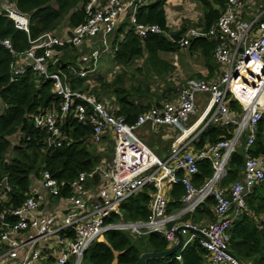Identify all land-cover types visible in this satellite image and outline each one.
Listing matches in <instances>:
<instances>
[{"label":"built area","instance_id":"built-area-1","mask_svg":"<svg viewBox=\"0 0 264 264\" xmlns=\"http://www.w3.org/2000/svg\"><path fill=\"white\" fill-rule=\"evenodd\" d=\"M152 1L83 0L84 22L72 29L45 32L29 39V48L22 52H16L9 39L0 40V46L14 59L9 67L12 81L29 69L37 77L50 80L52 94L61 99L58 110L40 111L32 118L34 127L46 135L43 140L46 149L69 143L61 130L69 113H73L78 123L91 126L87 145L96 146L100 152L104 150L99 147L102 138L107 135L113 139L111 161L101 160L92 172L79 173L68 184L40 170L38 176L30 178L28 198L18 207L7 205L12 187L7 176L0 178V264H84L85 253L110 231L127 233L133 239L160 234L168 243L167 249L176 244L179 232L183 237L181 250L197 241L208 253L207 264H238L228 254V232L245 210L248 193L264 180V152L257 156L248 153L264 118V8L255 11L252 0H227L225 9L208 29H189L177 41L178 48L188 49L191 39L213 42L216 76L174 81L171 99L140 114L132 124L115 117L114 107L109 103L73 90L66 75L49 72L63 56L58 48L69 46L80 50L84 45L90 48L91 38L97 35L111 48L109 36L120 27L125 15L140 39L170 33L158 25L137 21L138 10ZM243 14L250 19L242 20ZM0 16L29 37L30 16L20 12L13 2L0 0ZM99 57L98 51L91 56L82 52L79 69H68L80 79L94 76ZM205 95L208 99L196 116L197 101ZM231 101L238 104L239 111L230 107ZM191 117L196 119L189 122ZM143 127L153 132L161 128L175 131L174 136L169 135L165 160L141 141L138 135ZM209 127L226 130L228 137L197 148L201 135ZM245 132L242 174L223 186L232 155L241 146ZM24 138L17 133L12 144ZM202 160L210 163L212 173L197 187L193 177ZM95 176L98 180L90 186ZM176 184L184 189L180 208L167 213L169 192ZM148 186L155 192L145 221L112 220L113 216L122 217L121 206L126 200ZM208 199L213 202L212 220L199 223L190 218L183 220ZM175 259L181 260L180 256Z\"/></svg>","mask_w":264,"mask_h":264},{"label":"trees","instance_id":"trees-1","mask_svg":"<svg viewBox=\"0 0 264 264\" xmlns=\"http://www.w3.org/2000/svg\"><path fill=\"white\" fill-rule=\"evenodd\" d=\"M16 8L30 16L29 37L16 30L7 18L0 16V40L9 39L16 52L29 48L28 40L38 38L45 32H57L61 29H72L84 22L83 0H10ZM203 11L199 24L184 22L177 32L166 35H149L145 39L137 37L128 24V18L122 19L120 27L109 36V43L114 52V63L118 74L106 82L103 76L96 77L87 87L85 78H77L74 70L79 69L72 52L75 49L66 46L58 48L63 56L56 67L49 68L51 73L66 75L73 90L84 91L94 96L100 102H107L114 107L113 115L123 118L125 123L132 124L137 117L157 105L160 100H170L173 95V82L169 80L174 67L161 58L163 53H175L179 41L189 28L208 29L213 25L225 9L227 0H197ZM166 0H156L142 7L137 12V21L142 24L158 25L167 31L165 6ZM129 26V27H127ZM214 43L204 39H191L189 50L197 51L202 56L209 76L217 70L213 59ZM13 57L0 46V178L7 176L12 187L10 200L7 205L18 207L28 198L29 180L38 176L40 170L48 171L53 178L66 184L74 180L79 173H90L101 160L109 162L112 156V146L109 155L105 150L86 144L92 129L90 125H82L69 113L63 121L61 130L69 138V143L61 148L46 149L43 146L45 133L37 130L32 118L40 111L59 109L61 99L52 94V82L37 77L27 69L25 73L11 80L10 64ZM141 62V65H137ZM132 73V74H131ZM140 76V79H137ZM156 82V84H155ZM159 85L158 88H154ZM163 89H160V88ZM158 94V95H157ZM156 98V102L155 99ZM230 107L240 110L238 104L230 102ZM143 127L141 132L147 131ZM151 131V130H150ZM17 133L25 138L17 144L12 139ZM143 132L141 134H145ZM226 130L209 127L203 132L201 148L205 143H214L220 138H227ZM105 137L102 138V141ZM107 140V138H106ZM264 118L258 124L255 144L248 149L252 156L264 152ZM101 141V142H102ZM147 139L146 143H150ZM245 152V151H244ZM108 160V161H107ZM244 156L234 153L230 169L222 185L226 186L240 176ZM212 173L210 163L202 160L198 163V173L193 177V184L201 186ZM98 180L95 176L92 186ZM155 192L148 186L140 193L130 197L121 206L122 217L113 216V221L125 222L145 221L149 214L148 205L151 195ZM66 193V192H65ZM184 195L182 185H172L169 192L167 213H173L180 208ZM213 202L208 199L205 204L188 218L194 223L202 220H212L211 207ZM229 251L241 264H264V180L254 186L245 199V210L235 219L229 230ZM168 248L165 238L151 233L136 239L121 231H110L103 235L85 253L84 264H139V258L145 253H162ZM176 256L181 260L177 261ZM208 253L197 241L188 244L171 257L148 260L147 264H207Z\"/></svg>","mask_w":264,"mask_h":264},{"label":"crops","instance_id":"crops-1","mask_svg":"<svg viewBox=\"0 0 264 264\" xmlns=\"http://www.w3.org/2000/svg\"><path fill=\"white\" fill-rule=\"evenodd\" d=\"M164 11L166 17V27L170 33L177 32L180 26L183 25L184 22L193 25L199 24L200 20L203 17L202 6L197 0H167L164 6ZM65 29L66 28L63 27V29H61L60 31H63ZM189 29H197V28L190 27ZM186 51L188 53L186 55H183L182 53L176 54L177 52L164 53L161 55L162 59H164L167 63H169L171 66L174 67L173 72L170 74L169 80H171L174 83V81L178 79H182V80L194 79L193 77H197L198 79H209L216 76L217 70H215L213 74L209 76L207 67L199 52L190 51L189 47L188 49H186ZM103 76L105 75L103 74ZM107 76H109V78L111 76L112 78L113 76H115V74L113 75L111 73ZM160 89L163 88L161 87ZM204 100H205V96L200 97L198 99L196 116L200 114L205 104ZM163 101L160 100L159 102H163ZM194 119H196V117ZM150 130L151 129H147V131H143V132H150ZM162 132H163L162 134L163 139L171 140L169 135L174 136L173 132L175 131L172 129L161 128V133ZM144 144L146 145V143ZM89 185L92 186V184Z\"/></svg>","mask_w":264,"mask_h":264},{"label":"rangeland","instance_id":"rangeland-1","mask_svg":"<svg viewBox=\"0 0 264 264\" xmlns=\"http://www.w3.org/2000/svg\"><path fill=\"white\" fill-rule=\"evenodd\" d=\"M155 1L156 0H153L152 2L154 3ZM166 2H167V0H166ZM252 3L254 4V10L255 11L256 10H261V9L264 8V0H252ZM125 17L128 18V15L123 16L122 19H125ZM241 19L242 20H249L250 16L247 15V14H243ZM127 27H129V26H127ZM57 35H59V33H57ZM95 51L99 52L100 57H99V60L97 62V65H96V73L94 74V76H88V78H87L86 85L89 88H90V85H91L90 83H91L92 79H95L96 77H98L100 75L103 76V74H104L105 75V76H103L104 80L107 82V81H110L111 79L114 78V76L111 78L112 75L110 76V78L107 75H109L111 73L113 75L114 74H116V75L118 74L117 65L114 63V59H113L114 58L113 49H111L108 44H106V45L103 44L102 38H101L100 35H97V36L91 38V47L90 48H86L85 45H84L83 48L80 49V50H76L75 49V51L72 52V56L75 58V63L77 64L78 63V58H79V56H80V54L82 52H84L88 56H91ZM178 51H177L176 54H178V53H182L183 55L188 54L186 49H180ZM137 65L140 66L141 62H138ZM193 78L194 79H198L197 77H193ZM137 79H140V76H137ZM155 84H156V82H155ZM155 84H154V88H158L159 85L158 84L155 85ZM207 99H208V95H205V100H207ZM154 100L156 102V98ZM198 112H199V110H198ZM194 118L195 117H191L189 122H191ZM162 134H163V132L161 133V129H159L158 131H155V132L150 131V132H146L144 135L143 134H139L138 136H139V138L142 139V141L144 143H146L147 139H149V140L151 139L150 143H146V146L159 159H161L163 161V160H165L167 158L166 151H167V148L169 146L170 140L163 139ZM104 137H105V139L100 143L99 147L101 149L105 150L104 155L105 154L109 155L108 149H109L110 146L113 145V139L111 137L107 136V135H105ZM246 137H247V132H245L242 135L241 146L236 148V153H238L240 155H243V156H245L244 143H245ZM106 138H107V140H106ZM110 157H111V154H110ZM240 174H242V169L240 170L239 175ZM187 239H188V237H185V240H187ZM113 264H116V263L113 262Z\"/></svg>","mask_w":264,"mask_h":264},{"label":"water","instance_id":"water-1","mask_svg":"<svg viewBox=\"0 0 264 264\" xmlns=\"http://www.w3.org/2000/svg\"><path fill=\"white\" fill-rule=\"evenodd\" d=\"M177 242L176 244L167 249L165 252L162 253H145L142 254L139 258V264H147L148 260H159V259H164V258H168L173 256L175 253H177L178 251L181 250V246L183 243V237L180 235V233L178 232L177 234ZM228 254L238 263L241 264V262L237 259H235L231 253L228 252Z\"/></svg>","mask_w":264,"mask_h":264},{"label":"clouds","instance_id":"clouds-1","mask_svg":"<svg viewBox=\"0 0 264 264\" xmlns=\"http://www.w3.org/2000/svg\"><path fill=\"white\" fill-rule=\"evenodd\" d=\"M181 251V250H180ZM176 254V253H175Z\"/></svg>","mask_w":264,"mask_h":264}]
</instances>
